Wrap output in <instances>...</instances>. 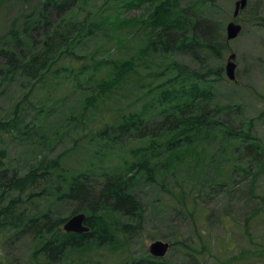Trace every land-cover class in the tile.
I'll use <instances>...</instances> for the list:
<instances>
[{"label": "rangeland", "instance_id": "1", "mask_svg": "<svg viewBox=\"0 0 264 264\" xmlns=\"http://www.w3.org/2000/svg\"><path fill=\"white\" fill-rule=\"evenodd\" d=\"M129 1L79 0L78 4L60 13L49 9L47 0H1L0 48L11 53V49L19 52L23 49L26 59L33 52H43L40 42L47 29L57 27L62 32L65 29L70 38L67 46L64 44L60 50L63 53H59L61 56L55 65L58 72L55 69L47 71L37 82L18 70L11 80L0 82V121L15 117L17 130H23L13 137L0 133V146L7 149L8 173L13 169L25 172L35 161L34 155L40 153V157L59 156L61 166L73 172L87 168L90 172L93 162H100L94 156L97 150L104 152L100 164L120 166L123 156L131 160L130 149L142 141L134 139L131 131H126L119 138V144L107 147L109 152L104 151L98 138L101 122L109 117L108 112L115 114V121L116 112L140 109L141 103L149 98L146 93L150 84L175 72L171 66V70L163 73L165 65L171 62L183 70L188 68L187 71L212 78L214 90L208 111L216 112L217 104L221 108L218 116L230 125L247 127L253 124L251 133L264 145V0H248L236 18L233 16L236 0H177L185 13L200 22L189 31H193L201 43L196 46L197 54L189 52V48L172 51L169 47L167 56L157 54L148 62L149 66L138 63L140 73L133 75L137 82L135 87L126 79L105 91L107 96L98 94L100 100L96 105L89 103L87 98L96 95V78L102 75L104 68L96 70L90 66L83 71L82 66L92 65L101 58L115 60L135 55L143 37L141 33L129 37L131 35L123 29L114 33L104 26L91 30L84 27V21L103 14L139 15L149 7L144 1H139L138 6H130ZM41 9L48 11L49 26L41 18L38 27L29 31L30 37H25L24 48L15 47L9 32L17 29L22 33L29 26L30 18L37 19ZM231 20L242 24L243 28L236 38L229 40L227 24ZM130 30L136 31V28ZM208 43L227 45L219 46L217 51L207 47ZM66 49L71 51L64 52ZM231 53L236 54L233 59L237 64L236 80H230L226 73ZM6 60V56L0 59V65ZM220 68H223L222 74ZM140 96L142 99L137 101ZM154 124L155 120H149L148 128L153 130ZM219 137L220 134L216 139L211 138V134L202 136V147H206L208 155L213 154V158L203 160L201 176L211 179L205 185L196 181L199 176L196 171H190L196 165V157L191 156L196 150L192 147L187 155L191 159L177 168L171 167L167 173H157L155 180H149L146 173L138 175L134 192L143 207V216L130 236L127 250L92 248L76 251L65 260L57 259L59 262L54 264L124 263L130 256L147 257L150 254L148 246L156 239L171 243L168 254L160 259L166 264H264V168L260 169L257 179L245 175L241 166H246V159L237 158L239 148L233 144L231 146L236 149L231 150L230 146L227 153V142L232 139L228 136L220 140ZM235 160H239L238 163ZM220 161L218 165L216 162ZM236 166L240 167L238 172ZM12 191L7 200L17 196L16 190ZM20 197L26 198L25 195ZM55 200L51 196H41L34 204L18 203L15 214L24 211L26 218L19 230L12 227V218L0 220V226L6 221L0 227V264H30L38 244L35 233L30 232L32 222L27 219L37 216L41 224L43 212L51 210L50 219L55 220L60 216L67 217L74 209L72 200ZM119 220H122L120 216ZM34 229L39 230L35 226Z\"/></svg>", "mask_w": 264, "mask_h": 264}, {"label": "trees", "instance_id": "2", "mask_svg": "<svg viewBox=\"0 0 264 264\" xmlns=\"http://www.w3.org/2000/svg\"><path fill=\"white\" fill-rule=\"evenodd\" d=\"M78 1L47 0L46 5H50L49 9L61 13L78 4ZM139 1L149 5L147 10L139 15L103 14L99 18L95 16L84 21L86 22L83 24L84 27H89L91 30L104 26L106 29L111 28L114 33L123 29L131 35L129 37L135 33H141L143 37L141 47L135 55L115 60L101 58L95 60L92 65L82 66L83 71L90 66L96 70L104 68L101 76L95 75L98 91L95 96L87 98L89 103L95 104L100 100L98 94L107 96L105 91L115 88L126 79L135 87L137 82L133 75L140 73L138 65L142 62L149 66L148 62L153 61L157 54L167 56L169 47L172 51L189 48V52L197 54L196 46L201 43L194 32L189 33V31L193 29V25L199 26L200 22L194 16L185 13L184 8L177 5V0H131L128 5L138 6ZM41 18L46 22L45 25L49 26L48 11L41 9L37 19L30 18L29 26L22 33L17 29L9 32L15 47L24 48L25 37H30L29 31L38 27ZM134 28L136 31L130 30ZM44 34L40 42L43 52H33L26 59L23 58V49L20 52L11 49L13 51L11 53L6 48H0V59L5 56L7 59L5 64L0 65V82H8L18 70H22L37 82L44 78L47 71L52 72L55 69L58 72L55 65L63 53L60 52L61 48L64 44L67 46L70 39L68 32L53 27L45 30ZM226 45V43L223 45L208 43L206 46L218 51L219 46L224 48ZM67 51L71 50L66 49L64 52ZM171 63L165 65L163 73L171 70V66L175 68V72L154 85L150 84L146 93L149 98L141 103L140 109L116 112L115 121H113L115 114L109 115L108 112L106 114L109 117L101 122L98 138L102 141L101 146L105 147L104 151H108L107 147L113 148L119 144V138L126 131H131L134 139L142 141L130 149L133 154L131 160L126 156L121 157L123 161L120 166L112 167L113 163L100 164L104 160V152L100 153L97 150L94 156L100 160L97 162L99 165L93 162V169L90 172L88 168L73 172L61 166L59 156L40 157V153L38 156L34 155L35 161L25 172L20 173L19 170L13 169L8 173L5 163L7 149L0 146V220L5 217L12 218L14 220V222L11 220L12 227L19 230L26 218L24 211L15 214L17 204L20 202L34 204L41 196L45 198L51 196L62 202L72 200L75 203L74 209L67 217L60 216L52 220L49 210L42 213L41 224L37 216L32 215L27 219L32 222V225H29L30 232L35 233V241L38 244L29 261L30 264H54L59 262L57 259L65 260L76 251L84 252L92 248L99 251L107 248L127 250L130 236L139 227V220L143 216V207L134 192L139 174L146 173L149 180H155L157 173H167L171 167L177 168L180 163L184 164L191 159L187 155L188 149L192 147L196 150L195 155H191L196 157V165L192 166L190 171H196L195 174L199 175L196 181L202 185L211 182V179H206L205 175L203 178L201 176L202 165L205 163L203 160L213 158V154L208 155L206 147H202V136L211 134V138L216 139L220 134L218 138L220 140L229 136L228 138L232 140L227 142V153L230 146L236 144L239 148L237 158L246 159V166H241L245 175L253 176L254 179L259 177L260 169L264 168V145L251 133L253 124L250 123L247 127L230 125L218 116L221 108L217 104H215L216 112L210 113L208 108L212 105L214 90L211 87L212 78L206 77L205 74L200 76L197 72L187 71L188 68L183 70ZM222 69H219L220 74L223 72ZM141 99V96L136 98L137 101ZM17 113L18 108L15 114ZM152 119L156 123L153 125L154 132L148 128L149 120ZM17 128L18 120L15 117L0 121V133L5 136L13 137L16 132L23 131H18ZM25 128L29 127L23 129ZM223 133L226 135L223 136ZM236 140L240 142V146ZM232 146L230 149L235 150L236 148ZM238 161L235 160L236 163ZM216 163L220 165L221 161ZM236 170L238 172L240 167L236 166ZM97 187L99 190L96 189ZM12 190H16L17 196L7 200L6 197L13 194ZM20 195H25L26 198L23 199ZM49 206L47 209H50ZM79 211L87 214L86 223L90 229L85 232L64 231L62 229L64 222ZM119 216L122 220H119ZM128 217L131 219L129 220ZM34 226L39 230L35 231ZM172 244L175 245V242ZM127 258V261L119 264H166L150 254L147 257Z\"/></svg>", "mask_w": 264, "mask_h": 264}, {"label": "water", "instance_id": "3", "mask_svg": "<svg viewBox=\"0 0 264 264\" xmlns=\"http://www.w3.org/2000/svg\"><path fill=\"white\" fill-rule=\"evenodd\" d=\"M248 0H236L235 2V10L233 13L234 17H237L240 13V10L243 9L247 5ZM242 31V25L235 20H231L227 24V38L234 39L236 38L240 32ZM236 57L235 53H231L229 56L228 62L226 64V72L227 76L231 80L236 79V68L237 64L233 60ZM87 215L84 212H78L73 214L63 225V229L66 231H74V232H84L89 230L88 224H86ZM170 247V243L168 241H164L162 239L154 240L150 243L148 249L151 254L163 257L167 254Z\"/></svg>", "mask_w": 264, "mask_h": 264}, {"label": "bare ground", "instance_id": "4", "mask_svg": "<svg viewBox=\"0 0 264 264\" xmlns=\"http://www.w3.org/2000/svg\"><path fill=\"white\" fill-rule=\"evenodd\" d=\"M57 251V250H56Z\"/></svg>", "mask_w": 264, "mask_h": 264}]
</instances>
